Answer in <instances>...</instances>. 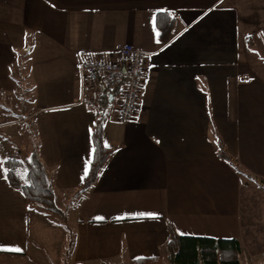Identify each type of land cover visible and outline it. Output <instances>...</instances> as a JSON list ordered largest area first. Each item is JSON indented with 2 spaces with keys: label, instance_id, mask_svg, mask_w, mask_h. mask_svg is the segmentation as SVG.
<instances>
[{
  "label": "crops",
  "instance_id": "crops-1",
  "mask_svg": "<svg viewBox=\"0 0 264 264\" xmlns=\"http://www.w3.org/2000/svg\"><path fill=\"white\" fill-rule=\"evenodd\" d=\"M159 11L176 17L165 44ZM127 44L147 64L139 110L121 122L115 98L114 152L80 191L97 117L79 66ZM16 149L38 152L67 225L11 184ZM172 227L264 264V0H0V264L172 263Z\"/></svg>",
  "mask_w": 264,
  "mask_h": 264
},
{
  "label": "trees",
  "instance_id": "trees-1",
  "mask_svg": "<svg viewBox=\"0 0 264 264\" xmlns=\"http://www.w3.org/2000/svg\"><path fill=\"white\" fill-rule=\"evenodd\" d=\"M155 26L160 42L168 43L174 34L176 17L169 11H159L156 14ZM116 95L117 92L104 84L99 103L96 105L97 120L93 130L94 156L89 172L80 185V191L86 190L97 181L100 171L114 152L113 148L104 143V123ZM218 145L220 155L229 159L221 139ZM4 167L11 184L21 189L29 201L41 205L59 221L68 224L67 212L57 204L52 180L37 151H33L24 159L10 156L4 161ZM21 169L25 170V175H22ZM167 249L174 264H240L242 245L238 238L183 235L172 227ZM131 264L162 262L158 257H144L132 260Z\"/></svg>",
  "mask_w": 264,
  "mask_h": 264
},
{
  "label": "built area",
  "instance_id": "built-area-1",
  "mask_svg": "<svg viewBox=\"0 0 264 264\" xmlns=\"http://www.w3.org/2000/svg\"><path fill=\"white\" fill-rule=\"evenodd\" d=\"M120 53L118 61L86 60L79 72L90 102L97 105L104 84L117 92L120 98L118 117L121 122L132 120L138 113L142 87L145 82L147 64L143 52L127 44L113 53ZM126 69V72H124Z\"/></svg>",
  "mask_w": 264,
  "mask_h": 264
},
{
  "label": "rangeland",
  "instance_id": "rangeland-1",
  "mask_svg": "<svg viewBox=\"0 0 264 264\" xmlns=\"http://www.w3.org/2000/svg\"><path fill=\"white\" fill-rule=\"evenodd\" d=\"M21 89L23 90L24 89V84H23V82H22V84H21ZM23 94V93H22ZM9 102V101H8ZM8 102H6V103H8ZM3 104H4V101H3ZM18 107V106H17ZM17 107L15 106V104H12V112H14V111H17ZM112 110V109H111ZM111 110H110V112H111ZM10 119H12V115L9 117ZM13 118H16L15 116H13ZM17 119H19V118H17ZM16 143H18V142H16ZM15 156H19L21 159H24V158H26V154H20L19 153V149H16L15 150ZM21 173H22V175H25V170H22L21 169ZM52 216V215H51ZM55 262V261H54ZM53 262L52 261H50L49 262V264H52ZM53 264H57V262H55V263H53ZM101 264H103V263H101ZM165 264H172L171 262H170V260L169 259H166L165 260Z\"/></svg>",
  "mask_w": 264,
  "mask_h": 264
},
{
  "label": "snow or ice",
  "instance_id": "snow-or-ice-1",
  "mask_svg": "<svg viewBox=\"0 0 264 264\" xmlns=\"http://www.w3.org/2000/svg\"><path fill=\"white\" fill-rule=\"evenodd\" d=\"M140 215H154V214H140ZM15 251H19V249H14Z\"/></svg>",
  "mask_w": 264,
  "mask_h": 264
},
{
  "label": "water",
  "instance_id": "water-1",
  "mask_svg": "<svg viewBox=\"0 0 264 264\" xmlns=\"http://www.w3.org/2000/svg\"><path fill=\"white\" fill-rule=\"evenodd\" d=\"M124 72H126V69H124ZM111 97L113 98V95H111ZM112 100V99H111Z\"/></svg>",
  "mask_w": 264,
  "mask_h": 264
}]
</instances>
